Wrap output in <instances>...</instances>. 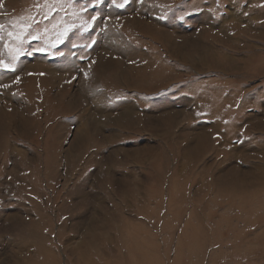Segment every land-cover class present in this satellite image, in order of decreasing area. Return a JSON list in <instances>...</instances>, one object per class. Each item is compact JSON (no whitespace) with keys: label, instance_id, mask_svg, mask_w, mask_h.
Masks as SVG:
<instances>
[{"label":"rangeland","instance_id":"rangeland-1","mask_svg":"<svg viewBox=\"0 0 264 264\" xmlns=\"http://www.w3.org/2000/svg\"><path fill=\"white\" fill-rule=\"evenodd\" d=\"M0 26V264H264V0Z\"/></svg>","mask_w":264,"mask_h":264},{"label":"bare ground","instance_id":"bare-ground-1","mask_svg":"<svg viewBox=\"0 0 264 264\" xmlns=\"http://www.w3.org/2000/svg\"><path fill=\"white\" fill-rule=\"evenodd\" d=\"M158 67H159V66H158ZM158 72H159V71H158ZM126 109H128L127 112H131V111H132V109H129V108H126ZM128 125H129V123H128ZM168 126H169V124H168ZM84 139L87 140V138H83V140H84Z\"/></svg>","mask_w":264,"mask_h":264},{"label":"snow or ice","instance_id":"snow-or-ice-1","mask_svg":"<svg viewBox=\"0 0 264 264\" xmlns=\"http://www.w3.org/2000/svg\"><path fill=\"white\" fill-rule=\"evenodd\" d=\"M0 27H2V26H0ZM10 35H11V33H10ZM3 62L2 61H0V64H2Z\"/></svg>","mask_w":264,"mask_h":264}]
</instances>
